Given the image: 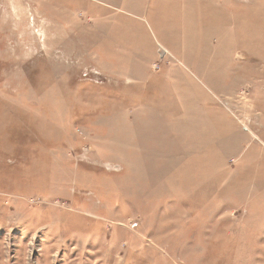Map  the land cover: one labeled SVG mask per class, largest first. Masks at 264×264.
Returning <instances> with one entry per match:
<instances>
[{
    "label": "rangeland",
    "instance_id": "374dc122",
    "mask_svg": "<svg viewBox=\"0 0 264 264\" xmlns=\"http://www.w3.org/2000/svg\"><path fill=\"white\" fill-rule=\"evenodd\" d=\"M0 264H264V0H0Z\"/></svg>",
    "mask_w": 264,
    "mask_h": 264
}]
</instances>
